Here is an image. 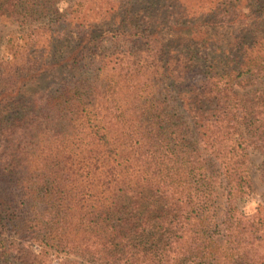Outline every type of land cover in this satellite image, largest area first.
<instances>
[{
    "label": "trees",
    "instance_id": "16d2710c",
    "mask_svg": "<svg viewBox=\"0 0 264 264\" xmlns=\"http://www.w3.org/2000/svg\"><path fill=\"white\" fill-rule=\"evenodd\" d=\"M253 154L264 0H0V264H264Z\"/></svg>",
    "mask_w": 264,
    "mask_h": 264
},
{
    "label": "rangeland",
    "instance_id": "374dc122",
    "mask_svg": "<svg viewBox=\"0 0 264 264\" xmlns=\"http://www.w3.org/2000/svg\"><path fill=\"white\" fill-rule=\"evenodd\" d=\"M94 18L95 16L90 17V19ZM261 163L262 158L258 154H253L252 162L250 164V172L253 180V192L250 197V203L246 206L247 210H253L257 206L264 204V176H262Z\"/></svg>",
    "mask_w": 264,
    "mask_h": 264
}]
</instances>
